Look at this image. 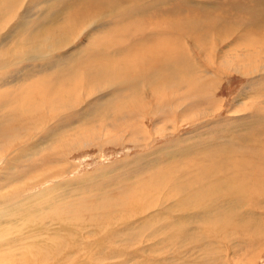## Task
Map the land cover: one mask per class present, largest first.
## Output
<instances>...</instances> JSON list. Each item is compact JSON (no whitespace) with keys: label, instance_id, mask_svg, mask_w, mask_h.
Masks as SVG:
<instances>
[{"label":"rangeland","instance_id":"1","mask_svg":"<svg viewBox=\"0 0 264 264\" xmlns=\"http://www.w3.org/2000/svg\"><path fill=\"white\" fill-rule=\"evenodd\" d=\"M122 1L32 0L31 2V0H22L16 13H12L10 23L6 24L0 18V62L11 57L12 53L6 52L10 44V47H14V44L19 46V43L23 42L26 45H35L37 48L42 47L43 42L32 44L33 35L43 37L44 35L40 34L42 31L58 26L61 20L66 19L67 21L71 18L73 21L86 20L92 23L98 19L101 20V24L96 25V29L89 34L86 33L85 28L82 29L83 26H79L75 34L62 35L61 40L66 41L68 47L65 50L55 51L49 60L46 59L47 57L43 60L33 58V60L17 64L18 58H13L11 62L15 65L12 63V66L8 65V69H0V149L6 145H15L17 149L24 150V152L11 150L0 154V179L7 178L8 173L13 171L5 166L18 160L15 164L17 168L9 175H16L17 181L11 184L0 183V192H7L11 189L13 192L15 188L23 196L38 195V204H31L29 208L32 210L29 213L22 214L24 216H18L20 212L14 213L10 217L1 219L0 264H22L16 262L19 255L31 251L35 259L29 264H87L86 262L89 261L93 264H110L111 260H106L105 263L100 262L101 257L96 258L97 262L90 260L95 248L92 251L93 249L85 247L83 250H78L79 252L76 251L77 255L69 256L70 254H66L65 247L61 248L56 244L62 242L64 236L67 240L71 239L72 233L65 229L68 227L74 232L75 226L80 224H76L74 220L84 221L81 223L83 226H79L85 233L92 230L91 226L95 229L100 225L97 222L91 223L92 220L86 222L83 215L87 218L99 217L102 221L110 222V226L107 227L106 223L102 227L112 226L114 230L123 231L127 235L128 241L121 242L120 237L112 246L113 249L128 253L129 264H143L141 262L143 259L151 262L150 264H154L157 260H161V264H245L250 260L257 261L256 264H264V212L257 211L264 206L263 197H258L261 199L256 201L246 200L250 203L254 213L250 209L249 214L245 210H240L242 217L239 216L240 213L237 215L222 211L217 213L216 208L219 209V207L213 205V201L219 198L220 201L236 200L231 194V187L234 188L236 185V179L230 180L227 176L232 175L231 177L236 178V175L240 177L243 173H250V167L247 171L244 164L251 162L250 159L254 157V155L251 156L253 146L258 147L264 143V8L260 7V4H264V0L263 2L257 0L258 4L256 0H161L162 4L158 3L153 6L151 4L155 0H143V4L137 3L136 5L138 0H133L134 6L127 10L116 11L117 14L105 13L104 6L111 7L110 10L106 8V12L115 11L122 7L119 5ZM145 7L148 10L146 14L143 12L133 15L134 10L138 12L139 8L146 9ZM23 12L27 13L22 16ZM103 13L108 16L104 17ZM232 15H236L237 18ZM110 16L116 18L105 19L111 18ZM179 19L183 20H180V24ZM206 20H208V25ZM219 20H221L220 23ZM237 20L241 21L237 22ZM15 23L21 31L17 35L13 34L7 39L8 41L2 40L6 29ZM224 23L226 28H224ZM134 24L137 25L134 26ZM193 25L194 27L191 28ZM186 27L191 30L188 31ZM195 27L199 28L198 31ZM134 29L139 32L136 33ZM179 30L182 31L177 33ZM120 35L122 37H117ZM174 36H177L176 40ZM161 37H165L164 41L172 38L170 40L182 48H180L182 53L190 55L200 66L202 65L203 75L205 71L209 73L211 80L207 82L208 86L203 84L204 90L200 86L201 92H191L194 97H184L183 92L175 88L178 82L188 83L185 82L186 76L183 75L187 74L184 69H188L189 66L184 61L180 62L182 56L174 58L176 50L170 48H166L168 51L165 50L167 51L165 53L171 54L172 52V59L159 57L157 46L160 45L159 41H163ZM208 38L210 40H207ZM232 41L234 44H231ZM203 45L207 46L203 47ZM252 46L253 48L255 46V51ZM228 48L231 50H227ZM101 50L105 58L102 60H105L102 67L99 64L101 62H98L102 59ZM110 57L117 62H123L128 58V61H125L128 62L127 64H133L131 62L135 61L136 66H133V69L126 66L121 69L120 77L123 81L126 80L125 84L121 85L123 92L130 89V86L138 89L137 92L142 89L147 95L146 99L149 104L160 105L166 101L175 117L162 119L161 115H155L149 111L152 115L148 113L144 120L134 125L133 129L138 133L126 128L129 127L126 122L128 119H122L119 122L116 120L117 126L124 124L111 131L106 127L108 122L106 119L107 122L101 123L103 128H96L98 130L94 141L92 136H86L91 120L95 119L97 124L96 119L100 120L98 117L103 116L102 111L94 112L95 116L92 117V114L89 117L91 108L87 107H93V103L109 101L113 96L111 94L117 93L113 79L118 77V71H114L117 75L115 77H109L107 71L106 75L102 74L104 71L101 72L102 69L107 68L106 60H112ZM169 61L170 65H168ZM136 67L138 70L134 69ZM17 77L25 80H20V84L15 83ZM46 81L49 82L45 87ZM37 82L39 85L36 87ZM60 90H63V97L59 95ZM122 94H126L125 99L121 97ZM129 96L132 97L130 93L120 92L110 105L116 104L114 108L121 107L126 103V97ZM25 98H29L27 101L33 103L29 106V103L24 101ZM76 99L81 101L80 109L76 112L75 110L68 112L69 109L75 108ZM41 102H48L49 105L41 107L38 105ZM22 107L31 110L36 108L39 112L43 110L45 120L51 115L58 117L60 113H63L59 118L62 125L60 132L76 136L79 134L78 129H81L85 134L84 140L88 139V143L85 147L80 145L76 150L71 151L70 149L62 152L64 155L61 153L57 157L49 155L48 160L42 158L45 154L42 152L39 158V155H35L32 145L37 143L36 146L40 145L41 149H45L51 143L50 140H44V133H36L38 127H43L39 123L38 127L33 126V123H23L19 129L18 125L22 124L20 115L23 112L20 111L19 114L16 112L24 110ZM61 107H64L63 110ZM114 108L108 109L109 116ZM64 109L67 113H64ZM27 115L30 118L29 116L36 114L28 113ZM33 117V122H35L36 116ZM101 125L99 123V126ZM142 128L145 130L142 131ZM51 134L49 135L52 137ZM142 135H146L145 139L141 137ZM18 145L21 147L18 148ZM46 150L56 154L48 148ZM27 156L31 160H25ZM251 163L252 165L247 166L253 167L254 164L260 166L261 160ZM259 168L264 169V164ZM158 181L181 183L183 192L182 197L179 195L180 198L184 200L193 198L197 204L201 202L204 204L197 208L194 202L192 207L184 208L186 211L178 208L179 212L172 214L173 216L164 214L162 211L166 213L170 211L162 207L151 210L142 209L140 203L135 204L130 212L125 211L126 206L129 205L128 201L133 196L139 202L146 203L148 201L145 197L149 194V200L160 204L163 200H158L161 197L158 194L160 188L156 183ZM249 186L251 184H248L249 190H245L247 197L255 191ZM149 188H152L154 192L150 193ZM261 189L264 190V188ZM143 190H145L144 193H141ZM198 190L203 194L196 197ZM225 190L227 193L224 194ZM204 192L209 193L204 194ZM208 194L211 196H207ZM246 196L244 198H247ZM171 202H174V199L168 200V203ZM204 205L209 206L210 211L202 216L206 207ZM9 209V205L6 204L4 212L8 213ZM261 216H263L262 219H258ZM57 224L60 225L57 226ZM85 235L90 238L94 237L88 233ZM102 237L104 236L98 235L95 240L100 242ZM106 238L104 237V241ZM110 243L105 241L107 250L112 247ZM57 247L61 250L58 256L47 254L48 251L52 254L57 252ZM7 250H10L9 253ZM10 257L11 260H9Z\"/></svg>","mask_w":264,"mask_h":264},{"label":"bare ground","instance_id":"2","mask_svg":"<svg viewBox=\"0 0 264 264\" xmlns=\"http://www.w3.org/2000/svg\"><path fill=\"white\" fill-rule=\"evenodd\" d=\"M21 1L22 0H0V3H1V9H0V18L1 19H3L4 20V22L7 24V23H10V19H12V13L13 12H15L18 8H19V6H20V3H21ZM62 1V0H61ZM136 1V0H135ZM150 1V0H149ZM246 1V0H245ZM257 1V0H256ZM31 2H32V0H31ZM210 2V1H209ZM208 2V3H209ZM216 2V1H215ZM251 2V1H250ZM261 2V1H260ZM260 2H259V4H260ZM262 2H263V0H262ZM50 3V2H49ZM62 3V2H61ZM135 2L133 1V0H123L122 2H121V4H119V5H121L120 7L121 8H119L118 6V10H115V11H110V12H106V8H111L109 5H106V6H104L105 7V13H113V14H117L119 11H121V10H127V9H129L131 6H134L133 4H134ZM137 3H141V4H143L144 2H143V0H138L136 3H135V5L137 4ZM158 3H160V4H162V1L161 0H155V1H153V3L151 4V6H153V5H157ZM211 3V2H210ZM209 3V4H210ZM31 4V3H30ZM45 4V3H44ZM118 4V3H117ZM147 4V3H146ZM149 4V3H148ZM215 4V3H214ZM219 4H221V2L219 3ZM219 4H215V5H219ZM245 4V3H244ZM243 4V5H244ZM257 4H258V1H257ZM25 5H27V4H25ZM60 5V4H59ZM261 6V8H264V4H260ZM23 6V5H22ZM28 6V5H27ZM55 6V5H54ZM206 6H208V5H206ZM254 6V5H253ZM256 6V5H255ZM51 7V6H50ZM209 7V6H208ZM246 7V6H245ZM244 7V8H245ZM247 7H249L248 6V4H247ZM256 7H258V6H256ZM29 8H30V6H29ZM123 8H125V9H123ZM146 8V7H145ZM253 8H255V7H253ZM259 8V7H258ZM24 9H26V8H24ZM67 9V8H66ZM73 9V8H72ZM96 9V8H95ZM99 9V8H98ZM227 9V8H226ZM255 9H257V8H255ZM43 10V9H42ZM65 10V9H64ZM75 10V9H74ZM102 10V9H101ZM110 10V9H109ZM185 10H187V9H185ZM209 10H213V9H210L209 8ZM225 10V9H224ZM26 11V10H25ZM68 11H70L69 9H68ZM116 11H118V12H116ZM148 10H147V8L146 9H144V8H139V10H138V12L136 11V10H134V12H133V15L134 14H140V13H145V12H147ZM175 11V10H174ZM188 11V10H187ZM196 11V10H195ZM218 11V10H217ZM226 11V10H225ZM253 11V10H252ZM30 12V11H29ZM49 12H50V10H49ZM53 12V11H52ZM64 12V11H63ZM198 12V11H197ZM212 12H214V11H212ZM221 12V11H220ZM16 13V12H15ZM27 12H23V14H22V16L23 15H25ZM41 13V12H40ZM46 13V12H45ZM97 13V12H96ZM100 13V12H99ZM98 13V14H99ZM105 13H103V16L104 17H107L108 15H106ZM132 13V12H131ZM182 13V12H181ZM208 13V12H207ZM211 13V12H210ZM209 13V14H210ZM236 13V12H235ZM254 13H256V12H254ZM18 14V13H17ZM50 14V13H49ZM101 14V13H100ZM105 14V15H104ZM146 14V13H145ZM188 14H189V12H188ZM190 14H193V13H190ZM197 14V13H196ZM214 14V13H213ZM212 14V15H213ZM223 14V13H222ZM249 14V13H248ZM16 15V14H15ZM37 15V14H36ZM44 15V14H43ZM47 15V14H46ZM59 15V14H58ZM97 15V14H96ZM95 15V16H96ZM175 15V14H174ZM181 15V14H180ZM187 15V14H186ZM201 15V14H200ZM218 15V14H217ZM240 15V14H239ZM56 16V15H55ZM63 16V15H62ZM73 16V15H72ZM102 16V17H103ZM121 16V15H120ZM127 16V15H126ZM179 16V15H178ZM220 16V15H219ZM233 16V15H232ZM236 16V15H235ZM235 16H233V17H235ZM17 17V16H16ZM26 17H28V16H26ZM39 17V16H38ZM49 17V16H48ZM48 17L46 18V19H48ZM54 17V16H53ZM52 17V18H53ZM67 17V19H68V16H66ZM92 17V16H91ZM111 18H105V19H114V18H116L115 16H110ZM173 17V16H172ZM204 17V16H203ZM202 17V18H203ZM209 17V16H208ZM215 17V16H214ZM223 17V16H222ZM227 17V16H226ZM230 17V16H229ZM244 17V16H243ZM18 18V17H17ZM22 18V17H21ZM29 18V17H28ZM34 18V17H33ZM36 18V17H35ZM182 18V17H181ZM184 18V17H183ZM190 18V17H189ZM192 18V17H191ZM235 18H237V16L235 17ZM248 18V17H247ZM25 19V18H24ZM31 19V18H30ZM44 19V18H43ZM50 19V18H49ZM56 19V18H55ZM64 19V18H63ZM77 19V18H76ZM76 19H74V20H76ZM86 19V18H85ZM112 19V20H113ZM175 19H178V18H175ZM185 19V18H184ZM207 19V18H206ZM19 20V19H18ZM80 20H83V19H80ZM95 20V19H94ZM118 20V19H117ZM126 20V19H125ZM151 20V19H150ZM181 19H179V24H180V22L181 21H183V20H181ZM190 20V19H189ZM239 20V19H238ZM237 20V22H240V21H238ZM249 20V19H248ZM12 21V20H11ZM62 22L58 25V26H56V27H52V28H49V29H47V30H45V31H42V33H40V34H43L44 36L43 37H41V35L39 36V35H33V38H32V44H38V43H41V42H43L41 45H42V47H39V48H37V46H35V45H26V44H24L23 42H21V43H19V46H18V44L17 45H15L14 44V47H10L11 46V44H10V46H9V48H8V50L6 51V52H11L12 54H11V59L9 58L8 60H3V61H1L0 62V69H4V70H6V69H8V65H10V66H12L14 63L13 62H11V60L13 59V58H18V61H16V63L18 64V63H22V61L24 62V61H27V60H33V58H37V59H39V60H43L44 58H46V59H50L52 56V54H54V52L55 51H60V50H65L67 47H68V45L66 44L67 42L66 41H63V40H61V38H62V35H66V34H69V35H72V34H75V32H76V29H77V27H79V26H83V28L82 29H84L85 31H86V33L88 32V34L93 30V29H96V25H98L99 23L101 24V20L100 19H98L97 21H95L94 23H92V22H89V21H86V20H83L82 22H80V21H73V20H71V18H70V20H67L66 21V19H64V20H61ZM110 21V20H109ZM174 21V20H173ZM191 21V20H190ZM195 21V20H194ZM204 21V20H203ZM207 22V25H208V20H206ZM222 21H223V19H222ZM235 21H236V19H235ZM243 21V20H242ZM14 22V21H13ZM50 22V21H49ZM152 22V21H151ZM177 22V21H176ZM195 22H197V21H195ZM205 22V21H204ZM210 22V21H209ZM219 23L221 22V20H219L218 21ZM224 22H225V20H224ZM255 22V21H254ZM2 23H3V21H2ZM25 23V22H24ZM81 23H83V24H81ZM146 23V22H145ZM171 23V22H170ZM172 23H174V24H178V23H175V22H172ZM171 23V24H172ZM197 23H199V22H197ZM196 23V24H197ZM217 23V22H216ZM226 23V22H225ZM224 23V24H225ZM247 23V22H246ZM105 24V23H104ZM114 24V23H113ZM147 24V23H146ZM182 24V23H181ZM191 24V23H190ZM193 24V23H192ZM201 24V23H200ZM214 24V23H213ZM223 24V25H224ZM227 24V23H226ZM226 24H225V27L224 28H226ZM56 25V24H55ZM109 25H112V24H109ZM135 25H137V24H134V26ZM143 25V24H142ZM189 25V24H188ZM215 25V24H214ZM233 25V24H232ZM241 25V24H240ZM250 25V24H249ZM1 26V25H0ZM12 26V27H11ZM133 26V25H132ZM147 26V25H146ZM161 26H162V24H161ZM172 26V25H171ZM179 26V25H178ZM196 26V25H195ZM236 26V25H235ZM248 26V25H247ZM8 27V26H7ZM99 27H100V25H99ZM107 27V26H106ZM112 27V26H111ZM116 27V26H115ZM120 27H123V26H120ZM139 27H140V25H139ZM148 27V26H147ZM162 27H165V26H162ZM167 27H169V25L167 26ZM192 27H194V25L193 26H191V28ZM229 27H231L230 25H229ZM228 27V28H229ZM141 28V27H140ZM172 28V27H171ZM175 28H177V27H175ZM187 28V27H186ZM190 28V27H189ZM202 28V27H201ZM233 28H234V26H233ZM240 28V27H239ZM245 28H246V26H245ZM244 28V29H245ZM3 29H5V27L3 28ZM79 29V28H78ZM81 29V28H80ZM122 29V28H121ZM125 29V28H124ZM149 29V28H148ZM179 29V28H178ZM194 29V28H193ZM195 29H196V27H195ZM194 29V30H195ZM197 29H199V28H197ZM196 29V30H197ZM235 29V28H234ZM126 30V29H125ZM134 30H136V29H134ZM140 30V29H139ZM145 29H143V31H144ZM159 30V29H158ZM157 30V31H158ZM164 30V29H163ZM173 30V29H172ZM187 30H188V28H187ZM189 30H191V29H189ZM188 30V31H189ZM208 30V29H207ZM226 30H228V29H226ZM230 30V29H229ZM232 30V29H231ZM19 31H21L20 30V28H19V26L17 25V23H15V24H13V25H10L7 29H6V31H5V35H4V37H3V39L2 40H6V41H8L7 39H9L13 34H15V35H17L18 33H19ZM84 31V32H85ZM99 31H101V30H99ZM98 31V32H99ZM107 31V30H106ZM124 31V30H123ZM137 31L138 30H136V33H137ZM165 31V30H164ZM164 31H160V32H164ZM168 31V30H167ZM182 31V30H181ZM180 30L179 31H177V33L179 32H181ZM198 31V30H197ZM209 31V30H208ZM207 31V32H208ZM81 32H83V30L81 31ZM139 32V31H138ZM147 32V31H146ZM153 32V31H152ZM156 32V31H155ZM170 32V31H169ZM235 32V31H234ZM45 33H47L46 35H45ZM135 33V32H134ZM151 33V32H150ZM154 33V32H153ZM165 33V32H164ZM177 33H175V34H177ZM190 33V32H189ZM3 34V33H2ZM1 34V35H2ZM83 34V33H82ZM121 34V33H120ZM143 34H144V32H143ZM147 34V33H146ZM168 34V33H167ZM166 34V35H167ZM172 34V33H171ZM246 34V33H245ZM151 35V34H150ZM162 35V34H161ZM164 35V34H163ZM173 35V34H172ZM171 35V36H172ZM178 35H180V34H178ZM222 35V34H221ZM253 34H251V36H252ZM109 36V35H108ZM116 35L114 34V37H115ZM155 36V35H154ZM168 36V35H167ZM170 36V37H171ZM182 36V35H181ZM220 36V35H219ZM232 36V35H231ZM250 36V35H249ZM117 37H122L121 35L120 36H117ZM125 37V36H124ZM150 37V36H149ZM153 37V36H152ZM151 37V38H152ZM156 37V36H155ZM175 37V36H174ZM173 37V38H174ZM177 37V36H176ZM176 37L174 38L175 40H176ZM180 37V36H179ZM203 37V36H202ZM78 38V37H77ZM111 38H113V37H111ZM162 39H163V41L161 40V41H159L158 43H160V45L159 46H157L158 47V53H159V57H166L167 59L168 58H173L172 57V52H171V54H166L165 52H167L168 50L166 49V48H170V49H173V50H176V54H175V56H174V58H176L177 59V57H180V56H182V58H181V60H180V62H185L189 67H188V69H184V72L186 71L187 72V74H185V75H183V76H186V78H185V82H188L187 84H185L184 82H178L177 83V86H175V88L177 87V88H179V90L181 91V92H183L182 94H184V97H187V98H189V97H194V95L192 94V93H194L195 91H197V92H201V89L203 88V90H204V86H202L203 84H206L207 85V82H209L210 80H211V77H210V75H209V73L207 72L206 73V71H205V73H204V75L202 74V72H204L203 70H202V65L200 66L199 65V63L195 60V58L194 59H192L191 58V56L190 55H186L185 53H182V48L179 46H176L175 44L176 43H173V41H171L170 39H172V38H170L169 40H166L165 39V41H164V38L163 37H161ZM167 38V37H166ZM253 38V37H252ZM256 38V37H255ZM264 38V37H263ZM65 40H67L66 38H64ZM141 39V38H140ZM144 39V38H143ZM146 39H147V37H146ZM204 39H205V37H204ZM222 39V38H221ZM243 39V38H242ZM251 39V38H250ZM254 39V38H253ZM257 39V38H256ZM255 39V40H256ZM119 40H120V38H119ZM124 40V39H123ZM126 40V39H125ZM152 40H155V39H152ZM157 40V39H156ZM174 40V42H176ZM207 40H210L209 38L207 39ZM212 40V39H211ZM226 40V39H225ZM259 40V39H258ZM73 41V40H72ZM71 41V42H72ZM122 41V40H121ZM141 41H142V39H141ZM151 41V40H150ZM241 41V40H240ZM113 42V41H112ZM146 41L144 40V43H145ZM177 42H178V40H177ZM186 42V41H185ZM193 42H195V41H193ZM207 41L205 40V43H206ZM209 42V41H208ZM233 42V41H232ZM239 42V41H238ZM254 42V41H253ZM141 43V42H140ZM153 44H154V42H152ZM157 43V42H156ZM155 43V44H156ZM164 43H165V45H164ZM197 43V42H196ZM215 43V42H214ZM213 43V44H214ZM264 43V42H263ZM115 44V43H114ZM117 44V43H116ZM119 44V43H118ZM148 44V43H147ZM188 44V43H187ZM190 44V43H189ZM231 44H234V42L233 43H231ZM255 44H257V43H255ZM262 44V43H261ZM113 45V44H112ZM157 45V44H156ZM156 45H155V47H156ZM178 45V44H177ZM250 45H251V43H250ZM249 45V47H251ZM263 45V44H262ZM149 46V45H148ZM151 46V45H150ZM197 45H195V47H196ZM201 47H202V45H200ZM199 46V47H200ZM205 45H203V47H204ZM207 46V45H206ZM205 46V47H206ZM229 46H231V45H229ZM228 46V47H229ZM235 46V45H234ZM257 46H258V44H257ZM185 47V46H184ZM189 47V46H188ZM200 47V48H201ZM211 47V46H210ZM218 47V46H217ZM248 47V48H249ZM37 48V49H36ZM149 48V47H148ZM147 48V49H148ZM151 48H153L152 46H151ZM181 48V49H180ZM198 48V47H197ZM214 48V47H213ZM236 48V47H235ZM238 48V47H237ZM239 48H241V47H239ZM238 48V49H239ZM246 48V47H245ZM252 48H253V46H252ZM226 49V48H225ZM231 50V48H228L227 50ZM254 51H255V46H254ZM252 49V50H253ZM257 49V48H256ZM259 49V48H258ZM165 50H167V51H165ZM180 50V52H177V51H179ZM191 50V49H190ZM199 50V49H198ZM212 50V49H211ZM232 50H233V48H232ZM32 51H34V52H32ZM136 51V50H135ZM151 51V50H150ZM192 51V50H191ZM201 51H202V49H201ZM224 51V50H223ZM247 51V50H246ZM101 52H102V50H101ZM122 52V51H121ZM154 52H156V51H154ZM186 52H187V50H186ZM204 52V51H203ZM208 52V51H207ZM235 52V51H234ZM237 52V51H236ZM118 53V52H117ZM123 53V52H122ZM174 53V52H173ZM225 53V52H224ZM238 53V52H237ZM241 53V52H240ZM104 54H105V52H104ZM119 54V53H118ZM193 54H195V53H193ZM228 54V53H227ZM122 55V54H121ZM130 55V54H129ZM202 55H203V53H202ZM65 56V55H64ZM118 56V55H117ZM123 56V55H122ZM226 56V55H225ZM9 57V56H8ZM114 57H115V54H114ZM121 57V56H120ZM158 57V56H157ZM260 57V56H259ZM258 57V58H259ZM101 61L99 60L98 62H101V63H99L100 64V66L102 67L103 66V62L105 61H102L103 59H105L104 57H103V52L101 53ZM111 58V57H110ZM123 58V57H122ZM125 58V57H124ZM112 59V58H111ZM17 60V59H16ZM108 60V59H107ZM106 60V63H107V68L106 69H102V71L101 72H103L104 71V73H102V74H104V75H106L105 74V72L107 71L109 74H108V76L109 77H115V76H117L116 75V73L114 72V71H118V77H116L115 79H113L114 80V82H113V84H114V86L115 87H117V89L115 90L117 93H115V94H111V100H109V101H105V102H103V101H101V102H99L98 104H94L93 103V107H87V108H91V114L89 115V117H91L92 116V114H93V116L92 117H94L95 115H94V112H102L103 111V116L100 118V116L98 117L100 120H97L96 119V122H97V124L95 123V119H92L91 120V122L89 123V128H88V130H87V135L86 136H88V135H90V136H92V139H93V141L95 140V138H96V133H97V130H96V128H103L102 127V125H101V123L102 122H107L106 121V119H108V122H107V124H106V127L109 129V130H114V129H116V127H118V126H122V125H118L117 126V124H118V122L119 121H121L122 119H128V121H126V122H128V124H129V127H126V128H129V129H131L132 131H134V132H136V133H138L135 129H133V127H134V125H138L139 124V122L140 121H142V120H144L145 119V117L147 116V114L149 113V111H151V112H153L155 115H161V117H162V119H170V118H172V117H175V114L173 113V111L171 110V108L168 106V104L166 103V101H164L163 102V104H160V105H153L152 106V104H149V102H147V95L145 94V92H143V90L142 89H139V91L140 92H137L138 91V89H136V88H134V87H132V86H130V89H128V90H125L124 92L122 91V88H121V85L122 84H125V82L124 81H126V80H122L121 79V77H120V73H121V69L123 68H125L124 66H126V67H130V68H132L133 69V66H136V64H134V62L135 61H133V62H131V63H133V64H127L128 62H125V61H128V58L125 60V61H123V62H117V61H113V59L112 60H108L107 61ZM116 60H118V59H116ZM172 61V60H171ZM167 62H168V60H167ZM13 63V64H12ZM48 64V63H47ZM173 64V62L171 63V65ZM15 65V64H14ZM168 65H170V61H169V64ZM47 66H50V65H47ZM176 66H178V65H176ZM171 66H169V68H170ZM204 68V67H203ZM257 68V67H256ZM116 69V70H115ZM134 69H137V67L136 68H134ZM138 70V69H137ZM36 71V70H35ZM38 71V70H37ZM129 72H130V70H128ZM173 71H176V70H173ZM106 72V73H107ZM133 72H136V71H133ZM183 72V71H182ZM185 72V73H186ZM100 73V72H99ZM152 73V72H151ZM161 73V72H160ZM253 73V72H252ZM128 74V73H127ZM130 74V73H129ZM131 74H132V72H131ZM153 74V73H152ZM122 75V74H121ZM125 75V74H124ZM126 76V75H125ZM128 76V75H127ZM159 76H160V74H159ZM182 76V75H181ZM180 76V77H181ZM16 77V76H15ZM170 77V76H169ZM179 77V78H180ZM203 77H205L206 79H204ZM135 78V77H134ZM133 78V79H134ZM16 79V81H15V83L16 82H18V84H20L19 82H21L22 81V79H24V78H15ZM49 79V78H48ZM14 80V79H13ZM21 80V81H20ZM25 80V79H24ZM79 80V79H78ZM142 80V79H141ZM160 80V79H159ZM116 81V82H115ZM129 81V80H128ZM158 81V80H157ZM49 82V81H48ZM48 82L46 81V84H44V82H43V84H44V86L46 87L47 86V84H48ZM129 82H131V81H129ZM12 83V82H11ZM158 83H160V82H158ZM167 83V82H166ZM36 84V83H35ZM133 84V83H132ZM150 84V83H149ZM163 84H164V82H163ZM34 85V84H33ZM32 85V86H33ZM39 85V82H37V85H36V87ZM99 85V84H98ZM97 85V86H98ZM96 86V87H97ZM142 86V85H141ZM170 86V85H169ZM168 86V87H169ZM200 86H201V89H200ZM208 86V85H207ZM34 87H35V85H34ZM83 87V86H82ZM144 87V86H143ZM161 87V86H160ZM172 87V86H171ZM85 88V87H84ZM163 88H164V85H163ZM170 88V87H169ZM86 89H87V87H86ZM95 89V88H94ZM153 89V88H152ZM39 91V90H38ZM76 91V90H75ZM120 92H122V93H130L131 95H132V97H126V103H122L123 104V106H118V107H116V108H114V106H116V104L115 105H110L115 99H116V96H117V94L118 93H120ZM132 92V93H131ZM147 92V91H146ZM192 92V93H191ZM39 94H40V92H38ZM37 93V94H38ZM113 93V92H112ZM154 93V92H153ZM153 93H152V95H153ZM38 94V95H39ZM59 95H62V97H63V90H60V92H59ZM125 96H126V94H122L121 95V97H123L124 99H125ZM65 98V97H64ZM63 98V99H64ZM123 98H121L122 100H123ZM200 98L202 99V96L200 95ZM29 98H25L24 99V101H27ZM101 99H102V97H101ZM55 100H58V99H55ZM99 100V99H98ZM121 100V101H122ZM183 100V99H182ZM203 101H204V99H202ZM59 101V100H58ZM61 101V100H60ZM97 101V100H96ZM120 101V100H119ZM12 102V101H11ZM10 102V103H11ZM27 103H29V101H27ZM33 102L32 101H30V103L28 104L29 106L32 104ZM58 103V102H57ZM91 103V102H90ZM97 103V102H96ZM13 104V103H12ZM59 104V103H58ZM57 104V105H58ZM63 104H65V103H63ZM62 104V105H63ZM38 105H41V107H44L45 105H49V103L48 102H41L40 104H38ZM80 105H81V101H79L78 99H76L75 101H74V109H69V111L68 112H71V111H73V110H75V112L76 111H78V109H80L79 107H80ZM91 105V104H90ZM95 105V106H94ZM155 106V107H154ZM166 106V107H165ZM39 106H37V108H38ZM51 107V106H50ZM49 107V108H50ZM114 108L112 111H110V113H111V116H109V113H108V109L110 110V108ZM24 110H18L16 113H18L19 114V112L21 111V112H23V113H21V115H20V122L22 123V124H20V125H18L19 126V129H20V127L23 125V123H33V126H37V124L39 123V124H41V125H43V127L42 126H40V128L38 127V131H36V133H44L45 134V136H44V140H46V141H49L50 140V143H51V145L49 146V145H47V147L46 148H48L49 150H52V152H55L56 154H53V153H50V152H48V150H46V148L45 149H41V147H40V145H38V146H36L37 145V143H35L34 145H32V146H34V150H35V155H39V158L42 156V152H44L45 154H43V156H42V158H45L46 160H48L49 159V155H52V156H60L59 154L61 153L62 154V152H67L68 150H70V149H72L71 151H73V150H76V149H78V147L80 146V145H82L83 147H85L86 146V144L88 143V139H87V141H85L84 140V137H85V134L83 133V131H81V129H78V135H76V136H73V135H70V134H66V133H63V132H60L61 131V127H62V125L60 124V122H59V118L61 117V115L63 114V113H60L59 115H58V117L57 116H55V117H53L52 115L50 116V117H48V118H46V120H45V118H44V111L42 110V111H40L39 112V110L38 109H36L35 108V110H31V109H29V108H26V107H22ZM64 108V107H63ZM63 108L61 107V109L63 110ZM178 109V108H177ZM45 110V109H44ZM28 113H34V114H36V115H31V116H29L30 118H28ZM64 113H67V112H65V109H64ZM27 116H26V115ZM149 114H151V113H149ZM153 114V115H154ZM185 114V113H184ZM152 115V114H151ZM33 116H36L35 117V122H33V120H34V117ZM110 118H111V120H110ZM149 118V117H148ZM90 119V118H89ZM175 119V118H174ZM53 120V121H52ZM116 120L118 121V122H116ZM101 121V122H100ZM125 121V120H124ZM37 122V123H36ZM41 122V123H40ZM249 122V121H248ZM261 122V121H260ZM99 123H100V125L101 126H99ZM144 122H142V124H143ZM156 125H158L159 123H155ZM46 125V126H45ZM160 125V124H159ZM145 127V126H144ZM121 127H119V129H120ZM158 127H156V129H157ZM119 129H117V130H119ZM36 130V129H35ZM145 130V129H144ZM143 130V128H142V131H144ZM157 131V130H156ZM60 132V133H59ZM164 132H166V131H164ZM50 133H52L51 135H53L52 137L49 135ZM74 134H75V132H73ZM72 133V134H73ZM90 133V134H89ZM136 133H134L135 135H136ZM140 133V132H139ZM142 133V132H141ZM143 133H145V132H143ZM142 133V134H143ZM158 133V132H157ZM263 134V133H262ZM264 135V134H263ZM73 136V137H72ZM52 138V140H51V138ZM141 137H143L144 139H145V137H146V135H142ZM263 137V136H262ZM89 138V137H88ZM147 139H150V138H147ZM17 140V139H16ZM92 141V142H93ZM261 143V142H260ZM33 144V143H32ZM148 144V143H147ZM31 145V144H30ZM43 145V144H42ZM18 148H20L21 147V145H18L17 146ZM27 148V147H26ZM33 149V148H32ZM11 150H15V151H17V152H20V150H22L23 152H24V150L23 149H17L16 148V146L15 145H6V146H4L2 149H0V154H3V153H7V152H9V151H11ZM33 150V151H34ZM66 150V151H65ZM13 152V151H12ZM70 152V151H69ZM29 153V152H28ZM17 155V154H16ZM46 155H48V156H46ZM62 155H64V154H62ZM250 155V154H249ZM254 155V157L252 158V159H250V161L251 162H253V163H255L256 161H260L261 160V165L262 164H264V143L263 144H261V145H259L258 147H256L255 145L253 146V151L251 152V156H253ZM23 156V155H22ZM29 156V155H28ZM28 156L25 158V160H31L30 158H28ZM250 156V157H251ZM4 158H6V157H4ZM24 158V157H23ZM244 158V157H243ZM260 159V160H259ZM38 160V159H37ZM37 160L35 161V162H37ZM18 160H14V162L12 161V162H10L8 165H6L5 167L8 169V170H13L12 171V173L14 172V169H16L17 167H16V162H17ZM34 162V163H35ZM251 162H248V163H246V164H244V166H245V168H246V170L248 171L249 170V167H250V170H251V172L250 173H243V174H241L242 176H240V177H238L237 175H236V178H233V177H231L232 175H229V176H227L228 177V179H230V180H235L236 179V185H234V188H232L231 187V189H232V191H231V194L236 198V200H226V199H228V198H226L225 200L226 201H220L219 199L218 200H214L213 201V205L214 206H218L219 207V209L218 208H216L217 209V213H219L220 211H222V212H225V213H228V214H230V215H237V214H239L240 213V210H245V211H247V213L249 214V213H251L250 212V210L252 211V209H251V205H250V203L248 202V201H252V200H258V199H261L262 197H263V200H264V190H262L261 188H264V178H262V177H264V169H260L259 167L261 166H259V164H254V166L253 167H251V166H247V165H252V163ZM243 166V167H244ZM242 169V168H241ZM9 172V171H8ZM12 173H8V176H7V178H2V179H0V183H12V182H14V181H17V178H16V175H14V176H9L10 174H12ZM3 176V175H2ZM250 176V177H249ZM44 179V178H43ZM179 181V180H178ZM157 183V186H159L160 188H159V190H158V194H159V196H161V197H159L158 198V200L159 199H162L163 201L160 203V204H158V202L156 201V202H154V201H152L151 199L149 200V197H148V195L149 194H146V197H145V200L146 201H148V202H146V203H144V202H139V200H136L135 199V197L133 196L129 201H128V203H129V205L128 206H126V210L125 211H128V212H130L131 211V209H132V207L135 205V204H137V203H140L141 204V207H142V209L143 208H148L149 210H151V209H155V208H160V207H162L163 209H166L167 211H170V212H164V211H162L164 214H168V215H172V214H174V213H178L179 212V210L180 209H178V208H181V209H183L184 211H186V209H184L185 207H192V205H193V203L195 202V200L193 199V198H189V199H186V200H184V199H182V198H180L179 197V195H181V197H182V192H183V187L181 186V183L180 184H175V183H173V182H171V181H168V182H161V181H158V182H156ZM247 185V186H243V185ZM248 184H251V186H249L250 188H254V192L250 195V197H247L246 195H248L247 193H246V191L245 190H249L247 187H248ZM152 185H153V183H152ZM167 187L166 189H165V186ZM231 185V184H230ZM18 187V186H17ZM226 187L228 188V185L226 184ZM153 188V187H152ZM152 188H149L148 190L150 191V193L152 192ZM222 188V187H221ZM19 189H22L21 187H19ZM185 189H187V188H185ZM210 189V188H209ZM15 188H14V191L12 192V189L11 190H9V191H7V192H3V193H1L0 192V222H1V219H3V218H5V217H10V216H12V214H14V213H16V214H18L19 212V214H18V216H20V215H22V214H27V213H29V211L30 210H32L31 208H29V206L31 205V204H33V205H36V204H38V195L37 196H23V195H21V194H19L18 193V190H16V192H15ZM178 190V191H177ZM190 190V189H189ZM217 190H220V189H217ZM144 191L145 190H143L141 193H144ZM177 191V192H176ZM193 191V190H192ZM206 191H207V189H206ZM209 191V190H208ZM211 191V190H210ZM229 191H230V189H229ZM154 192V191H153ZM152 192V193H153ZM155 192H156V190H155ZM196 192V191H195ZM222 192V191H221ZM47 193V192H46ZM205 193H209V192H204V194ZM217 194H218V192H216ZM225 193H227L226 192V190H225V192H224V194ZM250 193V192H249ZM23 194V193H22ZM25 194V193H24ZM140 194V193H139ZM186 194V193H185ZM200 194H203V192H201V191H199L198 190V192L195 194V196L196 197H198L197 195H199L200 196ZM211 194H213V193H211ZM210 194H208L207 196H209ZM236 195V196H235ZM155 196V195H154ZM211 196V195H210ZM215 196V195H214ZM228 196V195H227ZM247 197V198H244V197ZM213 197V196H212ZM229 197V196H228ZM258 197H261V198H258ZM183 198H185V197H183ZM214 198V197H213ZM223 198H224V196H223ZM222 198V199H223ZM230 198H232V197H230ZM157 199V198H156ZM171 199H174V202H171V203H168V200H171ZM210 199H211V197H210ZM221 199V200H222ZM246 200H248V201H246ZM170 202V201H169ZM208 202H209V200H208ZM212 201H210V203H211ZM196 203V202H195ZM263 203V202H262ZM9 205V211L8 210H6V211H8V213L7 212H4V208H5V205ZM202 204H204V202H201V204H195V207H197V208H199V206L201 207V205ZM252 204V203H251ZM209 205H212V204H209ZM204 206H206V205H204ZM131 207V208H130ZM207 207V206H206ZM206 207L204 208L205 210H204V212H202V216H205V214L207 213V212H209L210 211V207L208 206L207 207V209H206ZM250 209V210H249ZM257 211H261L262 213L264 212V206L260 209V210H257ZM4 212V213H3ZM181 212V211H180ZM197 212V211H196ZM91 212H89V214H90ZM125 213V212H124ZM216 213V214H217ZM232 213V214H231ZM252 213H254L253 211H252ZM76 214V213H75ZM247 214V215H248ZM83 215V214H82ZM198 215H199V213H198ZM208 215V214H207ZM22 216H24V215H22ZM173 216V215H172ZM239 216L240 217H242V215H241V213L239 214ZM246 216V215H245ZM258 216H259V214H258ZM83 217H84V219L86 220V222L87 221H90V220H92L91 221V223H95V222H97L98 224H100L97 228H95V229H93V226H91L92 227V230H90V231H88V232H86V233H88L89 235H92V236H94V237H92V238H90V237H88V236H86L85 234V232H82V228H81V226H83V224H81V223H83V222H81L80 220H78V221H76V220H74V222L77 224V223H80V224H77L75 227V231L74 232H72L71 230V228H68L67 227V229H65L67 232L68 231H70L72 234L70 235V240H67L66 239V237L64 236V239L62 238V242H57L56 244L58 245V246H60L61 248L62 247H65V249H66V254L68 255V254H70L69 256H72V255H77L76 254V251H78V250H83L85 247L86 248H89L90 250H92V251H94V248H95V252L92 254V256H91V259L90 260H92V261H94V262H97L98 260L96 259V258H99V257H101L100 258V262H106V260H111L110 261V264H129L130 262H129V260H128V258H127V256H128V253H123L122 251H119V250H116V249H113V243L117 240V239H119L120 237V239H121V242H123V241H128L129 239H128V237H126L127 235H125V233L123 232V231H116V230H114L113 228H106V227H102V226H104L107 222H105V221H102V220H100L99 219V217L97 218V217H94V218H87L85 215H83ZM171 217V216H170ZM169 217V218H170ZM255 217V216H254ZM262 217L263 216H261V218H258V219H262ZM180 218V217H179ZM256 218V217H255ZM83 219V220H84ZM181 219V218H180ZM207 219V218H206ZM209 219V218H208ZM257 219V220H258ZM27 220V219H26ZM127 220V219H126ZM176 220V219H175ZM179 220V219H178ZM205 219H203V221H204ZM23 221V220H22ZM73 221V220H72ZM102 221V222H101ZM173 221V220H172ZM211 221V220H210ZM19 222V221H18ZM25 222V221H24ZM175 222V221H174ZM181 222V221H180ZM215 222V221H214ZM213 222V223H214ZM252 222V221H251ZM12 223V222H11ZM29 223H31V222H29ZM118 223V222H117ZM212 223V222H211ZM16 224V223H15ZM32 224V223H31ZM103 224V225H102ZM114 224V223H113ZM178 224V223H177ZM176 224V225H177ZM182 224V223H181ZM17 225V224H16ZM21 225V224H20ZM20 225H18V226H20ZM58 225H60V224H57V226ZM79 225H81V226H79ZM27 226V225H26ZM67 226H68V224H67ZM71 226V225H70ZM108 226H110V222H108L107 223V227ZM212 226V225H211ZM21 227V226H20ZM242 227V226H241ZM213 228V227H212ZM211 229V228H210ZM255 229H257V228H255ZM254 229V230H255ZM53 230H55V229H53ZM57 230V229H56ZM64 230V231H65ZM258 230V229H257ZM62 231V230H61ZM84 231H86V230H84ZM208 231V230H207ZM259 231V230H258ZM225 232V231H224ZM243 232V231H242ZM253 232V231H252ZM18 233V232H17ZM31 233V232H30ZM21 234V233H20ZM29 234V233H28ZM36 234V233H35ZM68 234H70V233H68ZM24 235H26V234H24ZM98 235L99 236H101V235H103L104 237H107L106 239H105V241L107 242V243H109V242H111L110 243V245L112 246L111 247V249L110 248H108V250L106 249L107 247H106V244H105V241H104V237H102V239L100 240V242H97L95 239H97L98 238ZM255 235V234H254ZM31 236V235H30ZM251 236H253V235H251ZM255 237V236H254ZM243 238V237H242ZM241 238V239H242ZM153 239V238H152ZM240 239V240H241ZM244 240V239H243ZM245 241V240H244ZM250 241V240H249ZM252 241V240H251ZM250 241V242H251ZM249 242H247V244H248ZM104 244V245H103ZM14 245V244H13ZM167 245V244H166ZM60 247H57L58 249V251L57 252H55V253H51V251H48V253L47 254H50V255H53V256H58L57 254L61 251V250H59V248ZM146 247V246H145ZM8 248V247H7ZM12 248H15V247H12ZM10 249V248H9ZM55 249V248H54ZM24 250H25V248H24ZM5 251V250H4ZM8 251V250H7ZM10 251V250H9ZM9 251H8V253H9ZM91 251V252H92ZM98 251V252H97ZM3 252V251H2ZM17 252V251H16ZM32 252V251H31ZM31 252H26V253H23V254H21V255H19L20 257H19V259H18V261H16V262H18V263H22V264H29V263H31V261H33L34 259H35V255L34 256H32V254H34V253H32L31 254ZM79 252V251H78ZM97 252V253H96ZM148 252V251H147ZM12 253H13V251H12ZM96 253V254H95ZM1 254V253H0ZM5 255V254H4ZM90 255H91V253H90ZM101 255V256H100ZM68 256V257H69ZM94 256H95V258H94ZM0 257H1V255H0ZM255 258V257H254ZM4 259H5V257L3 258V261H4ZM8 259V258H7ZM12 258L10 257L9 258V260H11ZM82 259V258H81ZM89 259V258H88ZM83 260V259H82ZM85 260V259H84ZM12 261H15V260H12ZM80 261V260H79ZM89 261V260H88ZM99 262V263H100ZM143 264H150L148 261H146L145 259H143V261H141ZM87 264H93V263H90V261L89 262H86ZM248 264H256L257 263V261L255 262V260H250V261H248L247 262ZM247 263H245V264H247ZM154 264H161V260H157Z\"/></svg>","mask_w":264,"mask_h":264}]
</instances>
